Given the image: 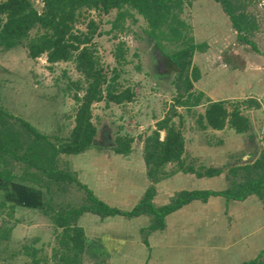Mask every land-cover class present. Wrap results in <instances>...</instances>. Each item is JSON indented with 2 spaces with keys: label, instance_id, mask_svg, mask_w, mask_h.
<instances>
[{
  "label": "trees",
  "instance_id": "16d2710c",
  "mask_svg": "<svg viewBox=\"0 0 264 264\" xmlns=\"http://www.w3.org/2000/svg\"><path fill=\"white\" fill-rule=\"evenodd\" d=\"M216 1L228 15L237 33V39L254 47L245 35H241L242 32L249 30L245 16L241 13L234 14L230 0ZM42 3V9L38 12L30 0H0V48L8 50L24 42L26 54L30 58L44 54L46 62L50 64L73 58L75 69L82 75L85 85L79 88L82 89L81 95L77 93L73 95L76 102L73 125L65 138L40 133L28 122L18 119L32 135L31 141L23 145L20 143L18 132L4 126L1 120L10 115L0 108V162L6 157L22 163L25 168L35 169L39 174L38 178L36 173L28 175L32 176V180L38 186L42 187L49 181L58 183L66 180L74 182L83 190L85 198L82 204L57 210L50 216L55 228L60 229L55 235L56 247L52 248V257H57L59 264H83L84 255L93 259L90 264H107L109 254L107 248L99 239L86 237L76 223L78 216L83 212H90L99 217L121 215L129 218L140 214L150 215V223L139 230L144 235L148 231L162 229L164 216L192 199L204 202L209 196L220 195L226 199L243 200L254 194L264 208V156L261 152L251 163L230 166L228 170L235 172L240 169L244 175L239 181L232 182L222 190H180L163 205L155 206L151 202L154 195L153 184L173 173L164 170L166 164H176L177 169L183 172L194 171L189 165L183 166L182 118L174 104L192 107L199 103L202 96L200 92L193 94L190 91L191 81L197 78L196 68L190 67V57L194 49L203 45L193 42L188 24L180 18L183 5H189L190 0H42ZM82 9H93L104 14L114 9L115 14L110 22L111 29L120 28L126 17L133 16L132 11L137 13L146 23L144 32L153 42V47L165 56L168 67L176 71L173 79L176 89L173 105L155 121L154 128L142 140L145 176L150 184L138 202L125 211L111 207L96 198L74 174L57 166L60 154H78L96 145L94 139L96 127L91 120L92 103L103 101L104 104L109 102L122 104L131 101L133 97L129 87L118 89L115 82L118 72L115 69H111L109 77L106 76V72L87 46L92 37L98 34L95 21L89 19L84 32L73 30V24L81 15ZM33 28L40 29V32L30 36L29 31ZM162 42L180 43V47L166 53L163 51ZM122 54L121 44L118 43L113 58L118 61ZM71 83L76 85L75 87L78 85L77 81ZM223 103L208 102L203 114L198 115L199 125L220 129L227 123L235 132L247 130L246 117L241 114L238 107L234 106L228 110ZM250 106L256 107L257 103L253 102L248 105ZM174 117L177 118L176 122ZM202 119L205 125L202 124ZM131 142V137L117 135L113 139L112 150L125 155L130 151ZM2 163L5 164V161ZM219 172L220 169L207 168L202 172L196 171L195 174L211 176ZM13 177L9 169L0 170L1 180L11 181ZM25 178L26 176L20 179ZM41 178H45L46 183H41ZM29 249L31 251L26 253L30 260L22 264H39L35 258L36 249L31 247ZM259 263L256 256L239 264Z\"/></svg>",
  "mask_w": 264,
  "mask_h": 264
},
{
  "label": "rangeland",
  "instance_id": "374dc122",
  "mask_svg": "<svg viewBox=\"0 0 264 264\" xmlns=\"http://www.w3.org/2000/svg\"><path fill=\"white\" fill-rule=\"evenodd\" d=\"M30 2L38 12L41 11L42 0H30ZM230 2L234 14L241 13L245 16L249 30L241 34L254 42L258 52L264 58V0H230ZM186 8V5H183L180 14V18L185 22L188 17ZM114 14V9L105 14L93 9H82L81 15L73 24V30L84 32L88 20L95 21L98 34L92 37L87 46L103 71L106 72L107 77L111 75V69L118 72L115 81L118 89L129 87L133 92L131 101L122 104H104L103 101L92 103L91 120L96 127V139L110 142L117 135L131 137L133 151L137 150L136 154H139L138 148L141 146V140L154 128L155 120L160 119L173 105V97L176 95L173 79L176 71L168 67V62L156 58L152 41L144 32L146 23L140 15L132 11L133 16L126 17L120 28L111 29L110 22ZM199 16L205 20L206 12L203 11ZM36 32L39 33L40 29L33 28L29 34L32 36ZM235 42L239 41L235 38L233 40L231 36L233 45L229 43V48L222 49L220 54L212 55L210 62L224 58L236 62L233 53L231 51L230 54L228 53V49L236 46ZM118 43L121 44L123 54L116 61L113 54ZM162 44L163 51L166 53L180 47V43L162 42ZM239 45L244 53H254L248 44L239 42ZM76 81L77 87L71 83ZM83 81L82 75L75 69L73 58L51 64L46 62L44 54L30 58L26 54L24 42L8 50L0 48V108L10 115L1 121L5 127L18 132L20 143L23 145L31 141L32 135L18 119L28 122L40 133L65 138L73 125V114L76 108L73 95L74 93L82 94V89L79 88L84 87ZM174 104L177 112L187 118L182 121L190 126V112ZM232 104L237 105L240 111L246 108L235 101L226 103V106L229 108ZM200 108L202 107L198 106L188 110H193L191 112L195 114L194 110H200ZM173 119L177 121L176 117ZM194 134L192 130L182 132L183 140H186L187 144H192L195 141ZM204 134L205 139H214V134L208 132ZM189 158L188 156L185 160L190 164ZM133 159L138 160V157ZM3 161L5 164L2 163ZM236 161V166H240L245 160L238 155ZM57 166L69 169L63 156L58 157ZM165 167L168 172L177 170L176 164L173 163H168ZM229 167L225 171L226 186L239 181L244 175L240 169L234 172L228 170ZM3 168L9 169L14 177L11 181L0 179V264H22L29 261L30 256L26 252L31 251L30 247L36 249L35 258L39 264H59L57 257H52V248L56 247L55 235L60 229L55 228L50 216L57 210L82 204L85 198L83 190L74 182L66 180L58 183L49 181L47 184L45 178H41V183H46V185L38 186L32 180V176L28 175L36 173V178H38L39 174L35 169L25 168L22 163L6 157L0 162V170ZM196 169L197 171L202 170L200 167ZM25 176V179H20ZM121 178V184L127 186L133 183L138 184L136 177L133 179L128 174ZM45 187L48 189L46 190ZM175 187L176 184L167 186L163 183L160 185L158 189L161 197L166 196V193ZM92 225L93 223L88 224V226ZM118 226L110 229H117L120 232L123 231L124 234L134 236L132 227L120 228ZM200 226L206 231L205 225L200 224ZM249 227H251L250 224H248ZM84 228L89 230L85 225ZM89 233L94 234L96 231L93 232L91 229ZM134 234H136L135 231ZM120 237L124 239L123 242H127L126 235H120ZM203 239L202 231H197L192 236L180 234L178 241L182 242L181 245L183 250H186L185 252L183 251L180 256L170 254L162 259L152 258L151 255L147 264H190L193 259L202 257L203 252L198 246ZM220 242L223 243L222 239ZM105 244L110 246V241ZM121 248L113 251L115 255L112 258L110 257L112 249L109 250L107 264H140V262L143 264L145 262V258L140 254L125 257L122 253L123 251L127 253L128 249L127 247ZM120 249L122 252L116 255V251ZM218 249H223V247ZM259 260L260 264H264V253ZM92 261L93 259L84 255L83 264H90Z\"/></svg>",
  "mask_w": 264,
  "mask_h": 264
},
{
  "label": "crops",
  "instance_id": "0c3cea01",
  "mask_svg": "<svg viewBox=\"0 0 264 264\" xmlns=\"http://www.w3.org/2000/svg\"><path fill=\"white\" fill-rule=\"evenodd\" d=\"M186 7L189 34L194 43L203 45L201 48L194 49L190 57V67L197 70V78L191 81L190 91L193 94L197 92L202 94L199 103L192 107L202 108L194 110L195 114H193L191 112L193 110H188L192 107L179 105L185 108L186 112H190L189 118L191 117L190 126L182 121L181 132L192 130L195 133V141L192 144H187V141L183 140V166L189 165L194 171L183 172L177 169L154 183V195L151 202L155 206L167 203L174 193L180 190H222L227 187L226 168L237 164L238 155L245 160L244 164L251 163L260 152L264 156L263 55L258 52L254 42L249 38L254 47L237 39V33L218 1L190 0ZM203 11L206 12L205 20L199 16ZM231 36L233 40L235 38L241 43L248 44L254 53H244L239 42H235L236 46L228 49V53L230 54V51L233 53L236 62H232L229 58L210 62L212 55L220 54L222 49L229 48ZM151 43L153 46V42ZM212 101L224 102L228 110L237 106L232 104L228 108L226 106L228 102L235 101L238 105L246 107L241 114L249 116V120L246 118L248 129L235 132L227 123L220 129H213L205 125L204 119L202 124L205 126L201 127L197 120L198 115L203 114L206 104ZM253 102L257 103V106L248 107ZM248 108L251 109L248 110ZM180 116L182 119H187L184 115L180 114ZM205 132L214 134V139H205ZM254 135L257 136L258 145L254 142ZM94 139L96 145L85 151L78 154H61L59 158L63 156L64 161L68 163V170L73 172L75 178L90 189L96 198L120 210L131 209L150 184L145 176V164L142 159L143 139L138 148L139 154H136L137 150L133 151L131 142L130 151L125 155L112 150L114 138L106 142L97 140L95 134ZM188 156L190 164L185 160ZM137 157L138 160L133 159ZM70 158L71 160L68 161ZM196 167H202V170L197 171ZM207 168L220 169V172L211 176L195 174L196 171L202 172ZM164 170H166L165 166ZM126 174L132 178L136 177L138 184L133 183L128 186L121 184V177ZM123 179L126 180V178ZM163 183L167 186L176 184V187L168 191L166 196L161 197L158 188ZM163 220L162 229L148 231L144 235L139 230L150 223V215L147 214L127 218L121 215L99 217L90 212H83L78 216L76 223L82 228L86 237L97 238L108 251L112 249L111 258L115 255L114 250L127 247V253L123 251L122 254L127 258L132 254H140L145 258L143 264L149 262L151 255L152 258L161 259L170 254L180 256L186 250H183L178 236L180 234L192 236L197 231H202L204 239L198 246L203 252L202 257L191 261L195 264H239L256 256L259 260L264 253V208L254 194L248 195L243 200L226 199L220 195L209 196L204 202L192 199L166 214ZM91 222L93 225L88 226L92 224ZM200 224L205 225L206 231ZM248 224L251 227L248 228ZM84 225L89 228L88 231L85 230ZM116 226L132 227L134 236L124 234L117 229H110ZM91 229L96 233L90 234ZM120 235H126L127 242H123L124 239ZM221 239L223 243L220 242ZM109 241L110 246H107L105 243ZM220 247L223 249H218ZM121 249L116 251V255L122 252Z\"/></svg>",
  "mask_w": 264,
  "mask_h": 264
},
{
  "label": "water",
  "instance_id": "95a60500",
  "mask_svg": "<svg viewBox=\"0 0 264 264\" xmlns=\"http://www.w3.org/2000/svg\"><path fill=\"white\" fill-rule=\"evenodd\" d=\"M155 56L157 59L161 58L166 62L165 56L158 49H155ZM244 116H246L247 120H249L248 115L245 114ZM254 142L256 143V145H258V139L256 135H254Z\"/></svg>",
  "mask_w": 264,
  "mask_h": 264
}]
</instances>
